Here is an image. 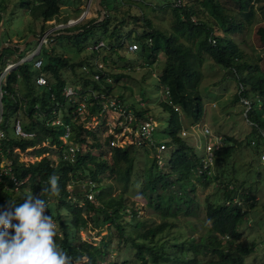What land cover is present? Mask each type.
I'll list each match as a JSON object with an SVG mask.
<instances>
[{
  "label": "trees",
  "instance_id": "trees-1",
  "mask_svg": "<svg viewBox=\"0 0 264 264\" xmlns=\"http://www.w3.org/2000/svg\"><path fill=\"white\" fill-rule=\"evenodd\" d=\"M117 1L123 0L100 1L99 5L105 11L103 19L99 20L100 12L96 10L97 17L82 19L73 27L57 31L55 39L53 38L57 45L53 41L50 42L48 50L44 51L42 47L35 57L42 60L41 68H36L33 61L24 62L1 78L0 129L4 132L2 152L6 160L11 162L13 173L21 183L18 190L12 188L11 182L0 185V211L7 210L10 203H22L26 196H40L48 205V214L59 226L56 242L73 257V261L85 258L84 264H104L105 255L112 247L111 240L106 236H101L97 241L80 240V230H87V224L90 223L97 230L95 234L89 235L94 239L100 235L107 222L116 228L118 238L131 246L138 264H244L250 247L241 243L234 245V242L241 235L240 226L247 220L248 210H244L238 201L234 202L236 195H223L225 201L207 204L205 214L211 225L204 233L197 234L195 227L190 223L187 225L188 234L180 233L166 239L162 237L165 232L176 226L170 217L183 210L182 206L190 207L194 203L192 195L195 191V179L205 185L215 182L217 186L224 188V194L235 193L247 178L244 176L248 174L250 177L253 161L257 158L261 161L260 155L264 152V74L251 72L249 69L252 65L242 60L241 50L225 35L221 26L203 20L198 15L202 12L199 11L201 7L209 6L221 24L228 25L227 31L235 33L243 28V24L231 12L247 10V2L230 0L231 4L234 3V8L225 6L226 9L220 0H198L196 4L183 3L182 0L177 5H174L176 0H172L167 3L174 16L170 31L160 29L150 19H144L141 31L130 29L125 34L121 28L126 22L124 16L118 18L117 26L109 29L111 22L116 20L112 18L111 11H117L114 6ZM26 2L29 4L30 0L24 1V4ZM38 3L41 7L39 16L42 19L40 36L46 31V22L59 15L64 0H40ZM125 3L127 6L133 4L132 0ZM127 15H131L130 11ZM131 16L134 20L138 18L136 15ZM2 21L0 12V28ZM256 34L264 43V26H259ZM30 36L39 37L30 33L24 39ZM195 36L198 37L197 51L193 53L190 44ZM180 37L183 38L182 41L179 40ZM88 38L92 40V46L85 44ZM60 39L71 44V53L74 55L84 54V59L74 61L71 57L57 52L56 48L62 52L67 51L64 49L67 45L62 44ZM101 41L104 48H93ZM3 42H9V38L6 41L1 39V43ZM24 42L22 40L18 45ZM131 43L138 44V50L129 52L128 45ZM27 45L20 53L19 46L8 45L3 49L0 55V76L4 71L6 59L14 61L15 58L22 57ZM101 49L109 50L119 59L124 57V52L130 53L131 57L143 58L147 65L153 64L157 53L162 52L167 63L159 74L157 87L163 89V94L165 88L169 89L173 103L191 119L192 124H196L204 114L199 91L202 53L207 54L215 64L230 71L239 86L236 100L245 99L249 103V107L243 104L246 108V120L251 127L249 133L241 140L234 137L222 138V146L215 150L213 173L208 175L206 172L198 173L202 164L200 159L204 155L203 148L201 147L202 153H199L197 142L194 144L193 140L186 137L188 135L181 134L185 127L180 112L174 110L164 95L159 104L168 114L165 136L163 140H157L152 135L153 144H150V148L155 155V144H164L166 149L161 152L160 164L155 157L151 164L144 168L141 191L147 205L157 209L163 216V221L147 229L143 227L144 221L137 217L136 206L127 203L125 189L116 195H109L111 185L102 184L99 179V174L104 172L117 174L123 180V188L127 187L136 151L142 149L144 144L138 146L128 143L125 147H111L109 135L105 141L106 147L100 152L92 153L90 148L82 151V145L86 144L84 134L93 136L92 130L84 126L86 118L98 115L102 110L101 99L94 100L91 93L98 92L105 96L103 99L118 101V107L126 111L130 109L137 118H141L146 109L142 100L127 104L122 94L113 93V85L119 83V79L126 74L111 73L108 58H99ZM99 61L103 62V67H98ZM124 69L130 70L131 67ZM64 70L74 74L75 80H68ZM95 74H99V79H95ZM39 75L46 78L45 85L36 83ZM70 83L79 87L71 100L64 95V87ZM22 86L26 90L25 93L21 92ZM86 95V100L92 101L89 113L74 118L73 109ZM139 103L143 104L140 108L137 107ZM20 115H24L29 124L23 125ZM54 118H59L62 125L51 124ZM17 121L25 132H31L33 135H16L14 125ZM66 126L70 132L67 142L79 146V150L72 154V160L63 158L68 144L62 145L61 138ZM252 141L254 144H251ZM42 143L47 145L41 147L39 153L54 152L53 145L59 148L56 151L58 161L55 165L46 156L29 163L19 161L20 152ZM91 145L101 147L99 141ZM166 151L168 153L165 156L163 152ZM108 152H111L109 159L106 156ZM236 154L247 155L248 160L236 166L233 162ZM53 174L58 177L59 196L42 191L49 186L48 180ZM69 183L72 185L70 189L67 188ZM88 194H92V197L88 198ZM237 196L246 202L249 208L253 207L250 191L237 193ZM254 245L256 242L252 241L249 246ZM199 255L203 258H199Z\"/></svg>",
  "mask_w": 264,
  "mask_h": 264
},
{
  "label": "rangeland",
  "instance_id": "rangeland-1",
  "mask_svg": "<svg viewBox=\"0 0 264 264\" xmlns=\"http://www.w3.org/2000/svg\"><path fill=\"white\" fill-rule=\"evenodd\" d=\"M24 1L26 0H0V12L3 17V21L1 22L2 27L0 28V46L2 45L1 39L6 41L9 38V43H11L12 46L17 47L22 40L26 41L29 38L24 39L26 35L35 33L39 36L42 25V19L39 16L41 7L38 2H40V0H30L29 4L27 2L24 4ZM127 1L129 0H123V4L122 2L117 1V3L114 4L117 11L112 10L111 13L113 15L112 18L114 17L116 20L111 22L110 30L112 27L117 26L118 18L122 16L126 19L124 26L121 27L125 34L130 29L140 30L142 22L144 23V19H150L155 26L162 30H171L174 16L167 3L172 0H132L133 4L131 6L125 5V2ZM183 1V3L187 4H196L198 0ZM245 1L247 2V10L242 12L234 10L231 12V14L236 15L238 21L243 24V28L235 33L227 31L228 25H222L220 19L214 16L209 6L204 8L201 7V10L199 11L202 12L198 15L203 20H209L212 23L221 26L225 31V35L232 39L241 50L242 60L252 65V68L249 69L251 72L254 74L262 72L264 74V43L259 40L256 34L258 27L264 26V0ZM89 2L90 5L88 9L87 6ZM220 2L224 7L227 6L234 8V3L231 4L230 0H220ZM129 11L131 15H136L138 17L137 20H134V17L131 15H127V12ZM82 13H85L82 19L98 16L94 7V0H64V4L60 7L59 15L46 22V25H48L46 32L53 26L60 24L59 22H66L65 14H68L71 17L69 18L70 20H77ZM53 38L55 39V36H53ZM38 39L39 38L37 37V40ZM197 39L198 37L195 36L193 39L194 41L190 44L193 53H196L197 51ZM179 40L182 41L183 38L180 37ZM59 41H62V44L67 45L64 47L67 51L62 52L59 48H56L57 52L71 57L74 61L84 59V54L74 55L71 53L70 47L72 46L70 43H65L64 39H60ZM91 42L92 40L88 38L87 41H85V44H87V46H92ZM53 43L57 45L56 41H53ZM27 44V49L23 57L34 51V49L37 48L38 42L31 40V42ZM49 46L50 43L43 45V50H48ZM102 47L104 48V46ZM201 55L203 62L199 66V91L203 101L204 114L196 124H192L191 119L180 110V117L185 127L184 129L186 130L185 135H188L186 137L193 140L194 144L197 142L196 144L199 153H202L201 147L205 143V137L201 134L204 127L210 129L212 136L220 135L224 139L225 137H234L237 140L243 139L251 129L250 124L245 117L246 108L244 107L243 102L241 100H236L235 97L239 90L237 81L229 70L215 64L207 54L202 53ZM105 56L108 58L107 61L110 64L109 71L111 73L123 72L126 74L119 79V83L113 85V93L122 94L123 99L127 104L133 103L134 100L144 101L146 109L142 113H145L146 115L149 114L153 117L156 122L153 135L157 140H163L168 114L162 110L159 104L164 98V94L163 89L157 87V79L162 68L167 63L166 57L159 51L157 53L156 61L151 65H147L143 58L139 57L137 59L131 57L132 54L127 52H124V57L119 59L109 50L101 49L99 58L102 59V57ZM8 60L11 61L10 59H6L5 66L7 65ZM19 60L20 57H17L13 62ZM112 62H114V64ZM99 64L102 65L103 62L99 61ZM127 66L128 68L131 67V69H124ZM64 73L68 80H75V75L70 71L64 70ZM69 85L74 86L71 83ZM74 88L78 89L79 87L75 85ZM21 92H26L23 86L21 87ZM110 103L113 104V101H110ZM140 106H143V104L139 103L137 107L140 108ZM119 110L120 109H114L111 107L105 109L104 106L98 115L87 116L84 126L92 130L93 136H87L84 134V137H86V144L82 145V151L90 148L92 153L100 152L101 149L106 147L105 141L109 135L111 136V147H125L128 143H132L131 138L124 135V131H131V129L125 126L124 123L126 117L123 112ZM88 113L89 108L83 107L81 115L85 116ZM20 121L23 125L26 123L29 124L28 119L25 118L24 115H20ZM134 135L135 137L139 135L137 130L134 131ZM190 135L194 137H191ZM207 140L211 143L213 142L211 136H209ZM61 141L63 145L65 143L64 139ZM97 141L101 143V147H93L91 145ZM221 143L223 144V140H221ZM46 145L47 143H42L41 145L30 147L24 152H20L18 158L19 161L29 163L39 161L42 157L46 156L55 165L58 161L56 151L59 150V148L53 145L52 148L54 149V152L39 153L40 148ZM167 153L168 151H166V153L163 152L165 156ZM110 155L111 152H108L106 155L108 159L110 158ZM154 158V152L151 150L150 146H147V144H144L142 149L136 151L133 170L128 182L129 184L125 188L122 186L123 180L119 178L117 174H109L108 172L99 174V179L102 184L111 185L109 186V195H116V193L125 189V195H127L126 201L130 206L131 204L136 206L138 210L137 217L144 221L143 227L145 229L163 221L161 213L153 208V206L147 205L146 200L141 195L144 181V168L149 166ZM246 159L248 160L247 155L239 156L236 154L233 162L237 166L241 162L245 163L244 160ZM253 164L254 166L250 177H248V174L244 176L247 178L243 180L244 183L235 193L230 192L229 194H224V188L217 186L215 182L205 185L202 181L195 179V191L192 195L194 203L190 205V207L182 206L183 210H179L170 217L175 221L176 226L165 232L162 239L168 237L171 238L173 235L178 236L180 233L188 234L187 225L190 223L195 227L197 234L204 233L211 225V222L206 218L205 214L207 204L225 201L223 195H236L234 202L238 201L244 210H248V215L246 216L247 220L240 226L241 235L236 239L234 245L241 243L243 246L250 247V250L245 255L246 258L244 259V264H264V161H259L257 158L253 161ZM226 168H228V171L230 170L229 167ZM71 186V183H69L67 188L70 189ZM247 191L252 193V199H250V202H253L254 205L251 208H249L245 204L246 202L237 196V193L243 194L247 193ZM87 225V230H80L79 232L80 240L97 241L101 236H106L107 239L111 240L112 250L105 255L104 264H138L133 249L127 242L118 238L116 228L111 223L107 222L101 229L100 235L94 239H91L89 235L95 234L97 230L93 228L90 223ZM88 231L91 234H89ZM252 241H255L256 245L249 246ZM209 256H213V254H209ZM199 258L203 257L199 255ZM85 260V258L80 259L79 264H84ZM75 262L76 261H74V264Z\"/></svg>",
  "mask_w": 264,
  "mask_h": 264
},
{
  "label": "built area",
  "instance_id": "built-area-1",
  "mask_svg": "<svg viewBox=\"0 0 264 264\" xmlns=\"http://www.w3.org/2000/svg\"><path fill=\"white\" fill-rule=\"evenodd\" d=\"M180 2H182V0H176L174 5H177ZM84 15L85 13H82L77 20L69 19L66 22H59L60 24H58L57 26H53L47 32L45 31L46 33L44 32L43 35H40L38 37L39 38L37 40L38 45H37V48L34 49V51L28 53L25 57H23L24 56L23 55L22 58L20 57V60L17 62H13L9 60L7 61V65L5 66L4 71L1 73L0 80L7 72L16 70L18 65L24 62L33 61V64L36 68H41L42 60L40 58H35V57L40 53L43 45H46L53 41V36L57 34V30L60 31L70 26L71 27L75 26L76 23H78V21L84 17ZM100 45L102 47L104 46V43L101 41L98 43V45H95L94 48H99ZM136 50H138V44L131 43L128 45L129 52H135ZM101 66H102L101 64H98V67H101ZM94 77L95 79H99V74H95ZM36 83L38 85H45L47 83L46 78L43 75H39L36 78ZM76 94H77V90L73 86L66 85L64 87V95L67 99L71 100ZM91 94L94 100H97L99 98L101 99L100 104L102 105V108L104 106H105V109L107 107H111L114 109H120L119 111L123 112V114L126 117V121L124 124L127 128L131 129V131H128V130L124 131V135H127L130 138L131 136H133V138H135L136 141L133 138H131L132 143H135L138 146L142 144H147L150 146V144H153L151 137L153 135L156 122L151 115L149 114L146 115L145 113H142L141 118H137L134 115L133 111L131 110L126 111L125 109L118 107L117 106L118 101L114 99H103V97L105 96L98 92H93ZM1 95H2V92L0 89V97ZM164 95L166 97L167 102L174 108V110L180 112V108L173 103L171 99L170 91L168 88H165ZM86 99H88V95L84 96L83 100L78 101L77 105L72 111V115L74 116V118L81 115V111L83 107H86V108L90 107L92 101L90 100L87 101ZM110 101H113V104H111ZM242 102L243 104L247 106L249 105L248 101L245 99H242ZM51 124L62 125V122L59 118H54L51 120ZM135 130H137L139 134L136 137L134 135ZM14 133L21 137H31L33 135V133L31 132H25L21 128V125L19 124L18 121L14 125ZM185 133H186V130L182 129L181 134L185 135ZM69 134H70L69 127L66 126L65 133L62 135V139H64V142L67 143L68 145L65 149V152L63 153V158L64 159L70 158L72 160V154L79 150V146L72 142H67ZM201 134L205 137L206 140H205V143L202 145V148L204 150V155L200 159L202 164L198 170V173L206 172V174L211 175L213 173V167H214V162H215V150L218 149L220 146H222V143H221L222 137L220 135L212 136L210 129L207 127L203 128V131L201 132ZM209 136L213 138L212 143L209 140H207ZM3 137H4V132L0 129V185L6 184L8 181V182H11L12 188L14 190H18L21 182H19L18 179L15 177L12 167H11V162L9 160H6V158L3 156V152H2L3 151L2 150ZM147 139H149L150 141L145 142L144 140H147ZM251 144H254V141H252ZM165 149H166V146L164 144H159V143L155 144L156 155L155 154L154 155L156 157L157 163L159 164L162 162L161 152L164 151ZM260 160L264 161V152L260 155ZM91 197H92V194H88V198H91Z\"/></svg>",
  "mask_w": 264,
  "mask_h": 264
},
{
  "label": "clouds",
  "instance_id": "clouds-1",
  "mask_svg": "<svg viewBox=\"0 0 264 264\" xmlns=\"http://www.w3.org/2000/svg\"><path fill=\"white\" fill-rule=\"evenodd\" d=\"M48 185L42 191L59 196L55 174ZM58 234L59 226L40 196L29 195L20 204L10 203L0 212V264H74L73 257L56 242Z\"/></svg>",
  "mask_w": 264,
  "mask_h": 264
},
{
  "label": "water",
  "instance_id": "water-1",
  "mask_svg": "<svg viewBox=\"0 0 264 264\" xmlns=\"http://www.w3.org/2000/svg\"><path fill=\"white\" fill-rule=\"evenodd\" d=\"M100 1H101V0H96L97 7H98V9L100 10V18H99V20L103 19V18H104V14H105V11H104L103 7H101V6L99 5ZM89 4H90V2H89ZM89 4H88L87 8H89ZM31 40H33V41H34V40L37 41V37L30 36V37H29L24 43H22L21 45H19V49H20L19 53H20L23 49H25L27 43L31 42ZM8 45H11V46H12V44L9 43V42H3V43H2V45L0 46V55H1L2 51H3V49H4L5 47H7Z\"/></svg>",
  "mask_w": 264,
  "mask_h": 264
},
{
  "label": "crops",
  "instance_id": "crops-1",
  "mask_svg": "<svg viewBox=\"0 0 264 264\" xmlns=\"http://www.w3.org/2000/svg\"><path fill=\"white\" fill-rule=\"evenodd\" d=\"M90 5V4H89ZM94 7H95V9L97 10V11H99V9H98V7H97V4H96V0H94ZM89 9V8H88ZM65 16H66V20L67 19H69V18H71L68 14H65ZM73 27V26H72ZM61 33H64V32H61ZM8 182V181H7Z\"/></svg>",
  "mask_w": 264,
  "mask_h": 264
}]
</instances>
